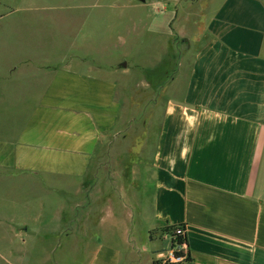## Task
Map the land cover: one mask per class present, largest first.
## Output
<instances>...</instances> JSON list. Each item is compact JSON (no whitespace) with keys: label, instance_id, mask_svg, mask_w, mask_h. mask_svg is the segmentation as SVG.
<instances>
[{"label":"crops","instance_id":"obj_1","mask_svg":"<svg viewBox=\"0 0 264 264\" xmlns=\"http://www.w3.org/2000/svg\"><path fill=\"white\" fill-rule=\"evenodd\" d=\"M203 4L150 106L152 141L128 130L134 106L110 77L29 57L0 69V264H44L29 241L51 232L79 236L84 264H163L176 226L191 264H264V0ZM0 7V24L22 11ZM114 199L123 220L105 222L97 205Z\"/></svg>","mask_w":264,"mask_h":264},{"label":"rangeland","instance_id":"obj_2","mask_svg":"<svg viewBox=\"0 0 264 264\" xmlns=\"http://www.w3.org/2000/svg\"><path fill=\"white\" fill-rule=\"evenodd\" d=\"M191 1L13 0L22 11L7 24H0V69L19 58L29 57L33 65L68 66L110 77L127 90L129 103L134 106L132 115H136L134 120L138 118L139 123H129L128 130L140 131L143 126L152 141L161 109L150 106L163 94L158 89L165 81V73L174 69V48L191 50L188 39L181 33L194 35V23L199 24L201 19L203 0H198L193 7ZM28 7L31 10L24 11ZM122 63H126L125 68L120 67ZM1 112L6 116H1ZM6 112L8 109L0 106V119H9ZM129 112L130 109L128 116ZM133 153L135 157L136 152ZM117 178L120 173L114 176ZM67 188L65 183L64 191ZM54 199L50 195V201ZM69 206L66 204L65 208L68 215ZM50 208L47 221L48 228L53 229L58 227L59 211L57 204ZM124 211L114 199L111 204L99 203L95 212L105 222H121ZM51 233L48 239L40 236L47 244L29 241L30 258H41L44 264L85 263L87 252L78 246L79 236L73 241L62 236L56 240L57 234Z\"/></svg>","mask_w":264,"mask_h":264},{"label":"built area","instance_id":"obj_3","mask_svg":"<svg viewBox=\"0 0 264 264\" xmlns=\"http://www.w3.org/2000/svg\"><path fill=\"white\" fill-rule=\"evenodd\" d=\"M171 232H168L172 239V246L165 252L162 260L163 264H184L188 252L182 249L181 243L184 239L185 230L183 226L173 227ZM181 238V239H180ZM178 242L173 240H178Z\"/></svg>","mask_w":264,"mask_h":264},{"label":"trees","instance_id":"obj_4","mask_svg":"<svg viewBox=\"0 0 264 264\" xmlns=\"http://www.w3.org/2000/svg\"><path fill=\"white\" fill-rule=\"evenodd\" d=\"M172 228L173 227H165V228H163L162 230H161V232H163V233H165V232H171L170 230H172ZM181 239V238H180ZM180 239H178V240H173V242H175V241H179ZM184 264H191V258H190V255H189V253L187 254V256H186V260L183 262Z\"/></svg>","mask_w":264,"mask_h":264},{"label":"water","instance_id":"obj_5","mask_svg":"<svg viewBox=\"0 0 264 264\" xmlns=\"http://www.w3.org/2000/svg\"><path fill=\"white\" fill-rule=\"evenodd\" d=\"M120 67H121V68H125V67H126V63H122V64L120 65Z\"/></svg>","mask_w":264,"mask_h":264}]
</instances>
